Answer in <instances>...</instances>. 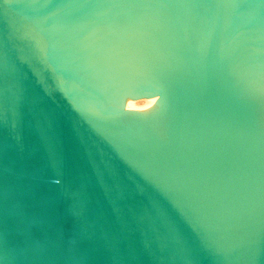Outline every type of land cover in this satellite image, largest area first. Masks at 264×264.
Here are the masks:
<instances>
[{
	"label": "water",
	"instance_id": "1",
	"mask_svg": "<svg viewBox=\"0 0 264 264\" xmlns=\"http://www.w3.org/2000/svg\"><path fill=\"white\" fill-rule=\"evenodd\" d=\"M0 264H264V0H0Z\"/></svg>",
	"mask_w": 264,
	"mask_h": 264
}]
</instances>
